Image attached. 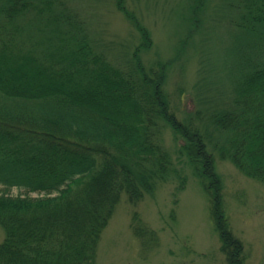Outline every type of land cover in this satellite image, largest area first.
I'll list each match as a JSON object with an SVG mask.
<instances>
[{"label":"trees","instance_id":"1","mask_svg":"<svg viewBox=\"0 0 264 264\" xmlns=\"http://www.w3.org/2000/svg\"><path fill=\"white\" fill-rule=\"evenodd\" d=\"M235 4L238 26L264 27V0ZM119 8L135 19L123 4ZM139 29L143 46H150L149 31ZM260 33L257 52L239 64L231 104L210 119L228 135L214 143L221 158L264 183ZM167 66L148 69L137 53L126 66L114 63L61 0H0V184L47 193L0 194V264H96L102 234L124 193L137 204L159 181L174 176L180 188L186 185L165 144V124L184 140L178 154L194 166L210 197L228 264H246L206 134L171 111ZM133 229L143 238L151 232L138 211Z\"/></svg>","mask_w":264,"mask_h":264},{"label":"rangeland","instance_id":"2","mask_svg":"<svg viewBox=\"0 0 264 264\" xmlns=\"http://www.w3.org/2000/svg\"><path fill=\"white\" fill-rule=\"evenodd\" d=\"M84 25L97 48L114 63L126 66L137 53L148 69L167 63L164 88L171 111L191 119L206 134L207 150L221 176L224 205L234 234L245 244L246 264H264V183L222 159L214 143H224L211 115L227 107L243 55H254L263 28L257 32L237 25V0H61ZM120 1V4H119ZM133 13L129 18L119 7ZM152 40L143 46L139 29ZM31 40L38 38L29 34ZM165 144L186 177L157 182L154 193L137 204L122 195L99 244L96 264H228L211 214L210 197L186 157L178 154L183 139L164 125ZM180 157V159H179ZM0 194L44 197L46 192L0 184ZM140 213L151 230L144 238L133 229ZM5 230L0 225V243Z\"/></svg>","mask_w":264,"mask_h":264}]
</instances>
